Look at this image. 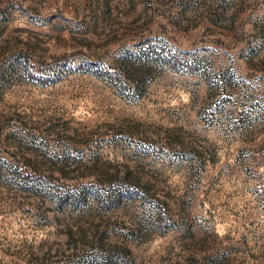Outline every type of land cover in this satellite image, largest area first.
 Returning a JSON list of instances; mask_svg holds the SVG:
<instances>
[{
	"label": "rangeland",
	"instance_id": "obj_1",
	"mask_svg": "<svg viewBox=\"0 0 264 264\" xmlns=\"http://www.w3.org/2000/svg\"><path fill=\"white\" fill-rule=\"evenodd\" d=\"M0 264H264V0H0Z\"/></svg>",
	"mask_w": 264,
	"mask_h": 264
}]
</instances>
